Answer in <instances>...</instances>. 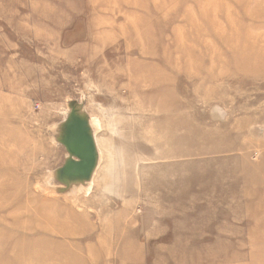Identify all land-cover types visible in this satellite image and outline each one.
I'll return each instance as SVG.
<instances>
[{"label":"rangeland","instance_id":"374dc122","mask_svg":"<svg viewBox=\"0 0 264 264\" xmlns=\"http://www.w3.org/2000/svg\"><path fill=\"white\" fill-rule=\"evenodd\" d=\"M59 262L264 264V0H0V264Z\"/></svg>","mask_w":264,"mask_h":264},{"label":"water","instance_id":"95a60500","mask_svg":"<svg viewBox=\"0 0 264 264\" xmlns=\"http://www.w3.org/2000/svg\"><path fill=\"white\" fill-rule=\"evenodd\" d=\"M67 112L53 133V140L61 145L66 155L62 164L52 171L59 185L52 188L58 194L73 188L87 186L98 164V150L90 118L84 103L71 99L66 103Z\"/></svg>","mask_w":264,"mask_h":264},{"label":"bare ground","instance_id":"6f19581e","mask_svg":"<svg viewBox=\"0 0 264 264\" xmlns=\"http://www.w3.org/2000/svg\"><path fill=\"white\" fill-rule=\"evenodd\" d=\"M99 150V149H98ZM100 157V156H99ZM59 264H60V262H59Z\"/></svg>","mask_w":264,"mask_h":264}]
</instances>
